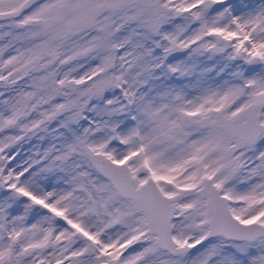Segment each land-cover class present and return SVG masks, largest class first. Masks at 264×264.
Here are the masks:
<instances>
[{"label": "snow or ice", "instance_id": "obj_1", "mask_svg": "<svg viewBox=\"0 0 264 264\" xmlns=\"http://www.w3.org/2000/svg\"><path fill=\"white\" fill-rule=\"evenodd\" d=\"M0 264H264V0H0Z\"/></svg>", "mask_w": 264, "mask_h": 264}]
</instances>
